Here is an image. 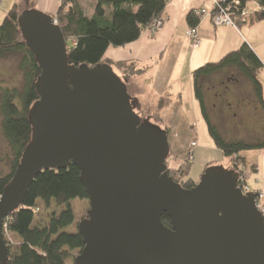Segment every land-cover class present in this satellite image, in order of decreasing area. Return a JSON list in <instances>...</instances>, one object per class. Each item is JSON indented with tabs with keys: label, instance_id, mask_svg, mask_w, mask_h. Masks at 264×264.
Here are the masks:
<instances>
[{
	"label": "water",
	"instance_id": "95a60500",
	"mask_svg": "<svg viewBox=\"0 0 264 264\" xmlns=\"http://www.w3.org/2000/svg\"><path fill=\"white\" fill-rule=\"evenodd\" d=\"M19 27L41 75L32 140L0 197V264L9 261L5 220L34 178L70 164L90 203L75 264H264V215L255 194L238 186L237 170L210 166L185 189L169 174L167 131L141 118L111 65H69L65 37L47 13L27 10Z\"/></svg>",
	"mask_w": 264,
	"mask_h": 264
},
{
	"label": "trees",
	"instance_id": "16d2710c",
	"mask_svg": "<svg viewBox=\"0 0 264 264\" xmlns=\"http://www.w3.org/2000/svg\"><path fill=\"white\" fill-rule=\"evenodd\" d=\"M59 1L56 14L49 15L58 19L57 25L67 42L69 65L93 67L109 64L114 71L116 69L121 72L119 75L115 71L127 83L137 74L136 63L119 62L114 65L104 59L108 50L111 47L121 48L138 40L145 29L162 18L169 2V0H98L94 15L89 18L78 0ZM239 1L240 8H247L250 2L257 3L259 7L258 10L250 11V18L246 23L254 25L264 21V0ZM22 6L14 5L0 24V59L21 55L20 69L25 81L22 91L4 88L0 93L2 131L13 158L12 172L7 176H0V196L11 181L23 153L32 140L29 116L33 105L39 99L36 84L41 69L34 53L26 46L19 27V18L27 11L26 8L22 9ZM235 15L238 16L237 13ZM188 20L191 26L195 27L200 19L190 14ZM263 67V63L251 47L244 44L222 60L207 63L193 72L195 96L201 106L211 138L216 147L230 160L232 166L229 169L238 168L242 173L246 158L241 152L264 149V137L253 138L250 141L226 136L210 118L205 93L212 78L228 77L227 72L233 71L235 76L232 75V80L242 78L249 81L253 86L256 101L264 107L263 88L258 79L259 71ZM135 104L142 119L152 120L160 116V112H153L150 106L146 108L143 105L139 108L137 102ZM210 166L212 165H208L206 169ZM185 173L186 171H183V174ZM169 174L185 189L196 185L193 179L187 177L184 180L178 176L176 178L172 171H169ZM179 174L181 175V172ZM76 200H88L87 191L80 181V170L76 165L70 164L63 169H47L40 172L34 178L23 204L5 220V232L16 235L21 242L12 252L13 246L7 241L8 264H65L68 258L67 249L81 251L84 248L81 235L78 232L66 231L75 223L71 205ZM38 202L45 206L54 202L60 209L59 213L53 214L48 223L42 226L35 225ZM163 222L167 226L171 224L167 215L163 216Z\"/></svg>",
	"mask_w": 264,
	"mask_h": 264
},
{
	"label": "crops",
	"instance_id": "0c3cea01",
	"mask_svg": "<svg viewBox=\"0 0 264 264\" xmlns=\"http://www.w3.org/2000/svg\"><path fill=\"white\" fill-rule=\"evenodd\" d=\"M39 1H43V11L48 10L50 12L46 13L49 14L57 12L60 5L59 0ZM216 1L218 0H169L160 18L163 21V27L157 33L152 34L147 28L135 42L121 48L111 47L108 50L105 58L114 65L119 62L136 63L137 74L130 78L127 87L138 107L148 105L153 112L161 113L175 104L182 107L184 100L188 98L192 105L190 112L198 120L197 111L202 114V110L194 92L193 72L196 69L207 63L222 60L244 44L249 45L258 58L264 62V30L257 29V26L263 24L261 22L254 25L242 23V29L246 32L245 36L238 27L215 25L211 17L203 16L195 26L198 29L200 43L195 48L191 47L186 35L192 27L188 20L189 15L197 9H207L212 12ZM13 3L16 2L3 0V7L5 5L14 7L17 4ZM247 8L249 11L259 9L255 2H250ZM115 71L121 75L120 71L116 69ZM183 74L187 77L185 86L181 83ZM227 74L228 77L217 76L211 79L205 93L208 113L220 130H225L226 136L246 140V132L264 130V107L256 101L253 86L249 81L232 80V75L235 76L233 71ZM263 86L264 84H262L264 98ZM171 109L173 110V107ZM183 113L181 108L173 118L183 120ZM174 127L180 126L175 124ZM197 127V125L191 127V132L195 134L197 141L195 149L202 140V133ZM233 130L240 132L236 133ZM206 146L209 151L218 150L215 143H210V141ZM199 157L205 156L200 152ZM208 165L213 166V162L210 161ZM253 167H255V173H252ZM260 173L257 164L249 166L245 162L244 176L247 180L251 175L255 178V185L252 189L264 192V183Z\"/></svg>",
	"mask_w": 264,
	"mask_h": 264
},
{
	"label": "rangeland",
	"instance_id": "374dc122",
	"mask_svg": "<svg viewBox=\"0 0 264 264\" xmlns=\"http://www.w3.org/2000/svg\"><path fill=\"white\" fill-rule=\"evenodd\" d=\"M11 1L12 2L15 1L17 4H22L23 5L22 9L26 8L27 10L32 9V10H39L44 12L43 11L44 5L42 4L43 1H39V0H11ZM78 1L85 15L91 18L94 15L95 5L98 0H78ZM12 8L13 5L11 7H8V5H5L3 7V0H0V24L3 23L5 17L8 15V12ZM46 12H50V11L47 10L44 13ZM52 14H56V12ZM54 19L58 23V19L56 17H54ZM261 23L263 24L257 26L258 27L257 29L259 30L261 29V31H263L264 21ZM241 25L242 23L237 21V27L240 30H242V33L246 36V32L244 29H242L243 26ZM21 60H22L21 55H12L10 57L0 59V93L3 91L4 88L17 89L19 91L23 90L25 81H24L23 72L20 69ZM261 62L264 64L262 60ZM184 75L185 74H183V79L181 83H184L185 86L187 83V81H185L187 77H185ZM258 78L261 81V83L264 82V68H262L259 71ZM147 106L148 105H146V108ZM172 107L173 110L171 109ZM172 107L170 106L167 111H162L157 119L150 120L154 124L168 131L169 144L171 147L170 156L167 160L169 171H172V173L175 175L176 178L178 176V177H182V179L185 180L188 177L189 179H193L194 182L197 184L200 180L202 173L205 171V167L210 161L213 162V166H223L228 169L231 168L230 160L224 156L222 151H220L219 149L218 150L214 149V151H209V148L206 146V144L209 141L210 143H214V140L211 138L208 125L206 123L204 116H202V114H200L199 111H197L198 112L197 114L198 120H197L194 117V115L190 112V110L192 109V105L190 104L188 98L184 100V105L182 107L176 104L173 105ZM181 108L184 112L183 113L184 119L178 120L173 118L176 115L177 111L180 110ZM175 124H178V126L180 127H174ZM196 125L198 126L197 129L202 133V140L199 141V146L197 149H195L197 147L196 136L194 133L191 132L192 131L191 127ZM221 132L224 133L225 130L223 131L221 130ZM233 132L237 133L240 131L233 130ZM258 137H264V130L262 131L254 130L251 131V133L246 132V138H247L246 140L249 139L251 141L253 138L256 139ZM193 143H195V145H193ZM213 148H215V146H213ZM193 149H195L194 158L190 160V153L191 150L193 151ZM200 152H202V154L205 157L200 158L199 157ZM241 155L246 158L247 165L251 166L253 164H257L259 166L261 171L260 176L262 177L264 183V149L243 151L241 152ZM12 164H13V158L11 155V151L2 131V113L0 111V176L9 175L12 172ZM241 165L242 164H239V166ZM254 169L255 167H253L252 173H255ZM183 171H186L185 173L186 177L185 174H183ZM178 172L179 173L181 172V175ZM251 176L248 177V185L253 187L255 185L254 182L255 178L254 176L252 177ZM38 204H39L38 205L39 208L36 214L37 216L35 215L36 226H42L44 224H47L50 217L53 214L59 213L60 211V209L56 206L54 202L51 203L49 206H45L41 202H38ZM71 206L75 215V223L71 227H69L66 231L68 233H77L79 223L85 220L88 216V212L90 210V203L89 200H76L72 203ZM5 239L6 241L12 244L13 246L12 252H14L21 243L20 239L14 234L5 233ZM66 253L68 258L65 264H75V259L80 254V250L70 251L67 249Z\"/></svg>",
	"mask_w": 264,
	"mask_h": 264
},
{
	"label": "built area",
	"instance_id": "2783aa9c",
	"mask_svg": "<svg viewBox=\"0 0 264 264\" xmlns=\"http://www.w3.org/2000/svg\"><path fill=\"white\" fill-rule=\"evenodd\" d=\"M238 14V16L235 15ZM191 15L195 18L200 19L203 16L211 17L215 25H226L231 27H237V21L241 23H246L250 18V11L248 8H240L239 0H218L215 3L213 11L207 9H197L192 11ZM57 23V22H56ZM163 27V21L157 19L153 25L149 28L152 34L157 33ZM187 38L190 41L191 47L195 48L200 43V37L197 27H191L187 31ZM195 145V143H193ZM194 158V153L191 150L190 160ZM240 168V167H239ZM237 171L240 174L239 181H241V190L244 194L254 193L256 199V206L259 211L264 215V192L261 190H253L247 183L243 184L242 180L246 179L244 173ZM253 190V191H252ZM1 197V196H0ZM6 229V227H5ZM5 233H8L7 231Z\"/></svg>",
	"mask_w": 264,
	"mask_h": 264
},
{
	"label": "bare ground",
	"instance_id": "6f19581e",
	"mask_svg": "<svg viewBox=\"0 0 264 264\" xmlns=\"http://www.w3.org/2000/svg\"><path fill=\"white\" fill-rule=\"evenodd\" d=\"M258 79H259V78H258ZM193 153H194V152H193ZM242 183H243V184H245V183L248 184V180H247V179H243V180H242ZM240 185H241V181H239V183H238V186H239L240 189H241V186H240ZM250 187H251V186H250ZM251 188H252V187H251Z\"/></svg>",
	"mask_w": 264,
	"mask_h": 264
},
{
	"label": "flooded vegetation",
	"instance_id": "af4514ba",
	"mask_svg": "<svg viewBox=\"0 0 264 264\" xmlns=\"http://www.w3.org/2000/svg\"><path fill=\"white\" fill-rule=\"evenodd\" d=\"M239 102H241V100H240ZM238 106H239V107H241V105H240V104H239Z\"/></svg>",
	"mask_w": 264,
	"mask_h": 264
},
{
	"label": "clouds",
	"instance_id": "9594fccd",
	"mask_svg": "<svg viewBox=\"0 0 264 264\" xmlns=\"http://www.w3.org/2000/svg\"><path fill=\"white\" fill-rule=\"evenodd\" d=\"M5 233V232H4Z\"/></svg>",
	"mask_w": 264,
	"mask_h": 264
}]
</instances>
